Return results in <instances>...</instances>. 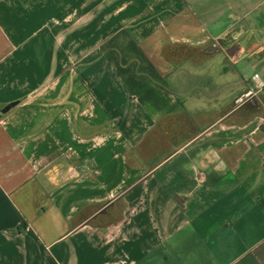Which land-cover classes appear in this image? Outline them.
Wrapping results in <instances>:
<instances>
[{
    "label": "crops",
    "instance_id": "crops-1",
    "mask_svg": "<svg viewBox=\"0 0 264 264\" xmlns=\"http://www.w3.org/2000/svg\"><path fill=\"white\" fill-rule=\"evenodd\" d=\"M12 101L0 264H264V0H0Z\"/></svg>",
    "mask_w": 264,
    "mask_h": 264
},
{
    "label": "water",
    "instance_id": "water-1",
    "mask_svg": "<svg viewBox=\"0 0 264 264\" xmlns=\"http://www.w3.org/2000/svg\"><path fill=\"white\" fill-rule=\"evenodd\" d=\"M18 103V101H12L4 105L1 109V113H6L9 109H11L13 106H15Z\"/></svg>",
    "mask_w": 264,
    "mask_h": 264
},
{
    "label": "built area",
    "instance_id": "built-area-1",
    "mask_svg": "<svg viewBox=\"0 0 264 264\" xmlns=\"http://www.w3.org/2000/svg\"><path fill=\"white\" fill-rule=\"evenodd\" d=\"M252 78H253L254 80H258V79H259V76H258V74H254ZM258 84H259L260 86H262V83H261V82H259Z\"/></svg>",
    "mask_w": 264,
    "mask_h": 264
},
{
    "label": "trees",
    "instance_id": "trees-1",
    "mask_svg": "<svg viewBox=\"0 0 264 264\" xmlns=\"http://www.w3.org/2000/svg\"><path fill=\"white\" fill-rule=\"evenodd\" d=\"M21 228V227H20Z\"/></svg>",
    "mask_w": 264,
    "mask_h": 264
}]
</instances>
